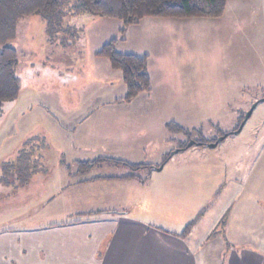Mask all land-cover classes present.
<instances>
[{
    "label": "rangeland",
    "instance_id": "rangeland-1",
    "mask_svg": "<svg viewBox=\"0 0 264 264\" xmlns=\"http://www.w3.org/2000/svg\"><path fill=\"white\" fill-rule=\"evenodd\" d=\"M75 1H62L54 34L32 15L17 22L9 43L19 90L0 106V237L69 222L79 207L93 210L92 202L78 205L77 186L63 189L79 163L93 165L86 179L136 174L157 183L155 171L168 157L163 173L171 168L186 179L184 226L197 221L198 233L201 216L224 214L237 236L228 237L230 248L264 258V101L231 134L264 99V0H227L218 18H143L135 25L72 16ZM113 40L115 53L147 57L150 90L128 102L120 71L97 55ZM191 142L197 144L187 148ZM23 152L39 159L43 172L3 168ZM142 165L148 167L129 169ZM213 233L200 257L229 264L234 253H219L220 229Z\"/></svg>",
    "mask_w": 264,
    "mask_h": 264
},
{
    "label": "crops",
    "instance_id": "crops-1",
    "mask_svg": "<svg viewBox=\"0 0 264 264\" xmlns=\"http://www.w3.org/2000/svg\"><path fill=\"white\" fill-rule=\"evenodd\" d=\"M162 165L160 171H155L157 183L151 176L140 179L136 174L86 179L93 168L85 176L77 169L67 176L70 181L63 189L77 186L73 197L83 203L78 205L89 201L94 204L87 207L95 208L79 207L70 213L75 215L71 221L36 232L2 235L0 264H206L200 250L217 229L223 242L219 253H225L226 248L234 253L229 264H264V258L255 253L243 249L237 254L233 249L236 246L230 248L228 237L237 236L230 234L231 217L226 220L224 214L212 218L204 214L200 217L205 221L201 231L197 233L199 223L194 221L189 233L181 236L185 222L180 199L186 179L171 168L163 173L166 165ZM198 167L189 171L197 172ZM97 191H108L107 197L104 199ZM78 215H83L78 218L80 222L72 223Z\"/></svg>",
    "mask_w": 264,
    "mask_h": 264
},
{
    "label": "trees",
    "instance_id": "trees-1",
    "mask_svg": "<svg viewBox=\"0 0 264 264\" xmlns=\"http://www.w3.org/2000/svg\"><path fill=\"white\" fill-rule=\"evenodd\" d=\"M63 0H0V106L12 101L19 90V80L15 76L17 66L16 51L9 44L14 41L16 24L19 20L38 15L45 22L49 35L54 28H60L63 17L60 8ZM227 0H76L71 9L72 16L89 14L103 18L121 20L126 25H135L143 18H218L224 12ZM76 34V33H75ZM114 40L102 47L97 55L107 58L111 67L120 71L121 80L126 87L124 102L131 101L139 93L149 92L147 57L136 55H120L114 52ZM204 145V143H203ZM182 150V149H181ZM179 150V151H181ZM31 153H22L14 164H5L4 169L15 170L18 175H30L43 172L36 168L39 159L31 160ZM167 160H165V163ZM37 162V164H36ZM115 163H120L119 161ZM92 163H79V174H86ZM125 165L126 163L121 162ZM127 165V164H126ZM148 166H129L133 171ZM31 170V171H30ZM83 215H78L72 223H79ZM194 222L189 223L181 233L186 236Z\"/></svg>",
    "mask_w": 264,
    "mask_h": 264
},
{
    "label": "water",
    "instance_id": "water-1",
    "mask_svg": "<svg viewBox=\"0 0 264 264\" xmlns=\"http://www.w3.org/2000/svg\"><path fill=\"white\" fill-rule=\"evenodd\" d=\"M263 101H264V99H262V100H258V101H256V102L253 103L252 107H251V108L247 111V113L245 114V116H244V118H243V121H242V123L239 125L238 129H237L235 132H232L231 134H238V133L242 130L244 123H245L246 120L251 116V114H252L254 108H255L259 103H261V102H263ZM229 135H230V134H225L224 136H222V137H220L219 139H217L214 143H212V144H208V145H207L208 148H210V149L215 148V147H216L221 141H223V140H224L227 136H229ZM195 144H197V143L191 142V143L187 146V148H189V147H191V146H193V145H195ZM199 145H200V144H199ZM177 152H179V150L175 151V153H177ZM157 170L160 171V170H161V167L158 168Z\"/></svg>",
    "mask_w": 264,
    "mask_h": 264
}]
</instances>
